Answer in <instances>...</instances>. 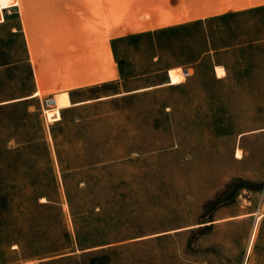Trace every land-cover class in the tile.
Masks as SVG:
<instances>
[{"label": "rangeland", "instance_id": "374dc122", "mask_svg": "<svg viewBox=\"0 0 264 264\" xmlns=\"http://www.w3.org/2000/svg\"><path fill=\"white\" fill-rule=\"evenodd\" d=\"M21 2L0 23L2 263L264 264V14L113 40L107 8Z\"/></svg>", "mask_w": 264, "mask_h": 264}, {"label": "crops", "instance_id": "0c3cea01", "mask_svg": "<svg viewBox=\"0 0 264 264\" xmlns=\"http://www.w3.org/2000/svg\"><path fill=\"white\" fill-rule=\"evenodd\" d=\"M70 0V15L75 17L79 7H82L83 15L90 13V7H98L99 16H102L101 9L106 8L109 13H113L116 21L120 16L119 25L116 26L118 33L112 39H122L143 34H150L164 29L177 28L185 24L206 21L215 18H225L233 15H261L264 14V0ZM15 7L22 8L21 0H0V23L5 21L4 11ZM77 7V8H76ZM20 12V11H19ZM97 13V12H96ZM73 20V19H72ZM27 45L31 57L32 67L38 90L32 97L42 95L41 82L45 78L39 76L40 70L37 69L39 64L35 58V43L33 35L28 31L24 22ZM254 38L264 39V36H255ZM246 44H239L243 47ZM105 73L94 79V82L108 83L116 82L115 79L122 74L121 70H116L112 50L106 47L105 53ZM217 66V65H216ZM215 66V67H216ZM220 67L222 65H219ZM223 70L224 67L222 66ZM216 71V69H215ZM225 71V70H224ZM217 75V74H216ZM225 75V74H224ZM218 77V76H217ZM43 78V80H42ZM222 78V77H218ZM109 79V80H108ZM91 84V83H90ZM63 97L72 98L67 91H62L54 96V100ZM84 102H72L74 105L84 104ZM53 114V109H46ZM54 117V116H53ZM52 118H49L51 120ZM62 119V118H61ZM60 121V120H59ZM0 264H3L0 258Z\"/></svg>", "mask_w": 264, "mask_h": 264}, {"label": "bare ground", "instance_id": "6f19581e", "mask_svg": "<svg viewBox=\"0 0 264 264\" xmlns=\"http://www.w3.org/2000/svg\"><path fill=\"white\" fill-rule=\"evenodd\" d=\"M186 72H187V71H184V74H185V75L187 74ZM216 74H217L218 77H223V76H224L225 71L223 70L222 66H221V67H220V66H217V67H216ZM52 99L54 100V98H52ZM54 104H55V100H54V102L50 105V107H52ZM236 158H238V159L241 158L240 153L237 154Z\"/></svg>", "mask_w": 264, "mask_h": 264}, {"label": "trees", "instance_id": "16d2710c", "mask_svg": "<svg viewBox=\"0 0 264 264\" xmlns=\"http://www.w3.org/2000/svg\"><path fill=\"white\" fill-rule=\"evenodd\" d=\"M173 29H176V28H170V29H164V30H161L160 32H163V31H168V30H173ZM122 39H124V38H122ZM116 40H120V39H116ZM108 83H105V84H103L104 86L105 85H107ZM92 88V87H91ZM71 98L73 99V92L71 93ZM20 102V101H19ZM52 201L51 200H49V201H47L46 202V204H49V203H51ZM71 203V202H70ZM61 249H58V251H60Z\"/></svg>", "mask_w": 264, "mask_h": 264}, {"label": "water", "instance_id": "95a60500", "mask_svg": "<svg viewBox=\"0 0 264 264\" xmlns=\"http://www.w3.org/2000/svg\"><path fill=\"white\" fill-rule=\"evenodd\" d=\"M186 73H188V72H186ZM53 102H54L53 99H50V100H49V103H50V104H52Z\"/></svg>", "mask_w": 264, "mask_h": 264}, {"label": "built area", "instance_id": "2783aa9c", "mask_svg": "<svg viewBox=\"0 0 264 264\" xmlns=\"http://www.w3.org/2000/svg\"><path fill=\"white\" fill-rule=\"evenodd\" d=\"M49 100H50V99H48V100H47V105H48V106H50V105H51V104L49 103Z\"/></svg>", "mask_w": 264, "mask_h": 264}]
</instances>
